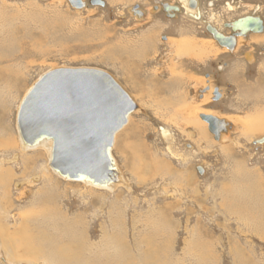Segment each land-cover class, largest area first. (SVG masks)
Here are the masks:
<instances>
[{"label":"rangeland","instance_id":"374dc122","mask_svg":"<svg viewBox=\"0 0 264 264\" xmlns=\"http://www.w3.org/2000/svg\"><path fill=\"white\" fill-rule=\"evenodd\" d=\"M80 1L86 7L79 10L68 0H0V45H7L0 72L18 86L10 95L0 80V225L19 246L12 250L1 231L0 264H264V144L255 143L264 138L256 127L264 106L259 114L244 106L228 116L235 112L226 99L203 93L209 74L223 97L236 95L220 72L230 57L206 26L222 31L247 14L264 22V0H198V21L186 18L178 0H102L103 8ZM155 1L180 12L170 19L154 14ZM134 4L145 18L132 16ZM249 39L256 62L246 78L258 86L264 33ZM60 68L105 71L136 104L111 149L126 187L63 181L41 151L16 145L22 95ZM255 96L262 105L264 96ZM202 114L230 119L232 128L215 140ZM21 233L36 249L51 246L27 253Z\"/></svg>","mask_w":264,"mask_h":264},{"label":"water","instance_id":"95a60500","mask_svg":"<svg viewBox=\"0 0 264 264\" xmlns=\"http://www.w3.org/2000/svg\"><path fill=\"white\" fill-rule=\"evenodd\" d=\"M75 9H83L80 0H68ZM93 4V3H92ZM163 11L180 12L177 6L161 4ZM189 8L197 0H188ZM238 36L263 31L259 17H244L227 25ZM217 45L232 51L233 40L206 27ZM220 95L217 89L213 100ZM137 109L130 95L107 72L94 68H60L41 75L29 88L16 113L18 135L25 145L51 140L49 167L59 176L92 185L109 186L118 181L110 157L115 134ZM210 134L217 140L231 124L212 115H200ZM264 144V138L258 140ZM199 175L201 170L197 169Z\"/></svg>","mask_w":264,"mask_h":264},{"label":"bare ground","instance_id":"6f19581e","mask_svg":"<svg viewBox=\"0 0 264 264\" xmlns=\"http://www.w3.org/2000/svg\"><path fill=\"white\" fill-rule=\"evenodd\" d=\"M179 2L181 3V5H182V7L184 8V11H185V16H186V18H189L191 21H198V20H200V18H201V13H200V8H199V4H198V0H197V7L196 8H194V9H192V8H189L188 7V0H179ZM106 7V6H105ZM227 7L229 8V9H231L232 8V6H230L229 4L227 5ZM15 9V8H14ZM2 10V9H1ZM45 11V10H44ZM22 13V12H21ZM31 15V14H30ZM2 17H3V15H2ZM202 20V19H201ZM30 21V20H29ZM39 22V21H38ZM8 30V29H7ZM4 39V38H3ZM6 39H7V37H6ZM258 39V38H257ZM256 39V40H257ZM260 39V38H259ZM178 42H180V41H178ZM215 42V41H214ZM243 42V41H242ZM240 43V42H239ZM191 46V45H190ZM210 46V45H209ZM213 46V45H212ZM18 47V46H17ZM192 47V46H191ZM206 47L207 46H203V48H204V51H206V52H208L207 51V49H206ZM214 48H213V50L214 51H219V49L218 48H216L215 46H213ZM237 47H238V45H237ZM7 45L6 46H4V44H2V45H0V51H1V54H2V56H4L5 57V55H7L6 54V51H7ZM124 48V47H123ZM210 48H212V47H210ZM184 49V48H183ZM202 49V48H201ZM177 54H180L179 53V51H180V48H178V46H177ZM186 51V50H185ZM203 51V52H204ZM212 51V50H211ZM211 51H209V53L211 52ZM25 54V53H24ZM141 54H142V51H141ZM27 55V54H26ZM98 55V54H97ZM1 56V57H2ZM111 56V55H110ZM106 57V56H105ZM15 59V58H14ZM102 59V58H101ZM100 59V60H101ZM127 59V58H126ZM12 60V59H11ZM96 60V59H95ZM9 61V60H8ZM125 62H126V60H125ZM123 63V62H122ZM3 68L1 67V69L0 70H2ZM125 70V69H124ZM16 71V70H15ZM127 71V70H126ZM1 73H3L6 77H7V74H9L8 72H7V70L6 69H4L2 72H0V80H5V82L4 83H2L3 85H5V86H7V91H9L10 92V95L12 94V92H14L13 90L15 89V91H16V89L18 88V86H17V83H13V84H10L8 81H6V80H8V78H5L3 75H1ZM41 76V75H40ZM3 77V78H2ZM2 80V81H3ZM259 80V79H258ZM205 84H206V82H205ZM257 84H259V83H257ZM259 87H261V85H258V90L260 89ZM30 88V87H29ZM29 88L24 92V94L22 95V98L20 99V101H19V105H20V103H21V101L23 100V98L25 97V95L27 94V92H28V90H29ZM201 88V87H200ZM264 88V87H263ZM212 89L210 88V90H208V93L207 94H209V96H210V98H211V94H212V91H211ZM254 91V90H253ZM206 94V95H207ZM9 95V94H8ZM258 95H261V96H264V95H262L260 92H258ZM138 96V95H137ZM8 98V97H7ZM262 99H263V97H262ZM254 103H253V109H255V111H257V109L256 108H258V107H262V106H264V99L262 100V105H260V104H258V106L256 105V101H259V102H261L256 96H255V98H254ZM175 102V101H174ZM145 104V103H144ZM182 104V103H181ZM248 104V103H247ZM6 105V104H5ZM19 107V106H18ZM17 110H18V108H17ZM258 112V114L260 113V111H257ZM264 112V111H263ZM255 113V112H254ZM261 114V113H260ZM258 115L257 116V118L258 119H256V127H258L257 128V130H262V128H264V114L262 115ZM206 115H209V114H206ZM213 116V115H212ZM250 117V116H249ZM252 117V116H251ZM129 118H130V116L128 117V119H127V122H128V120H129ZM218 118V117H217ZM218 119H220V118H218ZM221 120H224L226 123H229V124H231V122L233 123V121H229L228 119H221ZM252 122V121H251ZM254 122H255V120H254ZM127 124V123H126ZM206 124V123H205ZM197 125V124H196ZM232 125V124H231ZM254 125V123L253 124H251V126H253ZM125 126V125H124ZM123 126V127H124ZM255 127V128H256ZM205 128V127H204ZM261 128V129H260ZM248 129H249V127H248ZM121 130V129H120ZM203 130V129H202ZM247 130V129H246ZM235 131V130H234ZM262 131H264V130H262ZM167 132V131H166ZM203 132V131H202ZM118 133V132H117ZM116 133V134H117ZM165 133V132H164ZM191 133V132H190ZM205 133V132H204ZM116 134H115V136H116ZM206 134V133H205ZM247 134V133H246ZM18 135V134H17ZM164 135H166V134H164ZM165 137V136H164ZM166 138V137H165ZM17 139H18V144H16L17 146H19L18 148H20V151H26V150H30V151H35V150H38V151H41V153L43 154V156L47 159V163L49 164V160H50V157H51V150H52V142H51V140H46V139H44V140H42V141H40V142H38V143H36V144H34L33 146H30V145H25L23 142H22V140L20 139V137L18 136L17 137ZM204 139V138H203ZM114 141H115V137H114ZM114 141H113V144H114ZM235 141V140H234ZM8 142H1V144L2 145H6ZM15 144V143H14ZM3 146V147H4ZM8 147H9V145H8ZM110 157L112 158V160L114 161V164H115V167H116V171H117V173H118V181H117V183H115V184H111V185H109V186H97V185H92L91 183H89L88 181H85V180H82V181H78V182H80V183H83L84 185H87V187L89 186V187H92V188H95V189H102V190H113V189H115L117 186H118V184L120 183V184H124L125 185V183H124V181L122 180V178H121V175H120V171H119V168H118V165H117V163H116V161L114 160V158H113V156H112V154H111V150H110ZM28 161V160H27ZM32 161V160H31ZM141 162V161H140ZM31 164V163H30ZM50 168V167H49ZM51 171H52V173H53V175L54 176H56V177H59V178H61L63 181L65 180H68V179H66V178H64V177H61V176H59L56 172H54L52 169H51ZM51 173V174H52ZM4 175V174H3ZM44 176H45V174H44ZM3 177V176H2ZM44 180V179H43ZM45 180H47V179H45ZM70 181H72V180H70ZM124 185H123V187H124ZM46 187V186H45ZM125 187H126V185H125ZM129 188V187H128ZM49 189V188H48ZM37 194V193H36ZM39 194V193H38ZM39 199V198H38ZM8 204H10V203H8ZM47 205V204H46ZM29 214V213H28ZM48 215V214H47ZM50 215V214H49ZM1 216V215H0ZM47 217V216H46ZM48 217H50V216H48ZM50 218H52V217H50ZM30 219V218H29ZM45 219V218H44ZM47 219V218H46ZM28 221V220H27ZM23 224V223H22ZM3 224H1L0 225V232L1 231H5V236H7L8 238H9V241H7L6 239V241L8 242L7 244L8 245H10L11 247H12V250H15V252H16V250H18L19 249V246L17 245V244H14V242H13V233H11V231H10V233H9V230L8 231H6L5 230V228H4V226H2ZM3 231V232H4ZM25 232V231H24ZM21 235L23 236L24 234L23 233H21ZM1 236V235H0ZM24 237V239L26 240V243L24 244V246H23V248L25 249L24 251L25 252H27V253H37L38 252V250H43L44 249V251L47 249H49L50 248V246L51 245H48V247L49 248H47V245H45L44 243H42V249L40 248V246H39V249H36L33 245V240H32V237H26V235L25 236H23ZM53 241V240H52ZM51 241V242H52ZM63 241V240H62ZM49 242H50V240H49ZM107 243V242H106ZM33 244V245H32ZM39 244V243H38ZM8 245H7V248H8ZM41 245V244H40ZM109 245V244H108ZM148 245H150V244H148ZM10 247V248H11ZM43 247H45V248H43ZM58 247V246H57ZM114 247V246H113ZM6 248V247H5ZM53 248H55V247H53ZM60 249V248H59ZM119 249V248H118ZM123 249V248H122ZM58 251V250H57ZM61 251V250H60ZM65 251V250H64ZM126 251V250H125ZM54 252H55V250H54ZM67 252H69L68 250H67ZM66 252V253H67ZM118 252H120V251H118ZM123 252V253H122ZM121 252V254H124V250ZM61 254H62V251L60 252ZM59 253V254H60ZM79 253V252H78ZM48 254V253H47ZM51 254V253H50ZM118 254V253H117ZM55 256L57 255V254H54ZM80 255V254H79ZM18 256V255H17ZM45 256V255H44ZM62 256V255H61ZM119 256V255H118ZM48 257V256H47ZM53 257V256H52ZM127 256H125V255H123L122 256V259L124 260L125 258H126ZM29 258V257H28ZM77 259V258H76ZM78 259H81V258H78ZM77 259V260H78ZM50 260V259H49ZM69 260V259H68ZM76 260V261H77ZM62 262V261H61ZM73 262V261H72ZM75 262V261H74ZM89 262V261H88ZM127 262V261H126ZM129 262V261H128ZM66 263H67V260H66ZM90 263V262H89ZM63 264V263H62ZM73 264V263H72Z\"/></svg>","mask_w":264,"mask_h":264},{"label":"crops","instance_id":"0c3cea01","mask_svg":"<svg viewBox=\"0 0 264 264\" xmlns=\"http://www.w3.org/2000/svg\"><path fill=\"white\" fill-rule=\"evenodd\" d=\"M264 23V22H263ZM264 33L259 34H252L249 35V37L246 39L247 43H253L252 41H249V38H256L257 36H261ZM248 40V41H247ZM249 57H246L245 59H242L240 54H234L230 56V61L226 62V65L221 67L220 72L221 75L223 76V82L224 85H229L231 86L232 90L236 93V95L231 96L230 98H226L227 96L223 97L222 93L220 92L221 89L218 88V91L220 93V98L226 99L225 104H228L227 108H233L234 114L230 113L227 114L228 116L230 115H235L239 114V111L244 107H248L253 109V102L255 101V95L257 92H260L262 95H264V84L261 85L260 89L258 90V86H255L253 81L251 79L246 78V70L247 68L255 64L256 62V56L253 51L249 53ZM262 61H264V57L262 58ZM264 64V63H263ZM261 66V65H260ZM262 70H264V65H262ZM206 77V76H204ZM212 81V79H209ZM254 90V91H253ZM255 92V93H254ZM222 100V99H221ZM258 102L256 101V105L258 106ZM248 103V104H247ZM259 108V107H258ZM256 108V109H258ZM232 112V111H231ZM223 116V115H222ZM220 116L221 118H223ZM242 117V116H241ZM232 128V125H231Z\"/></svg>","mask_w":264,"mask_h":264},{"label":"flooded vegetation","instance_id":"af4514ba","mask_svg":"<svg viewBox=\"0 0 264 264\" xmlns=\"http://www.w3.org/2000/svg\"><path fill=\"white\" fill-rule=\"evenodd\" d=\"M179 1V0H178ZM88 5H90V6H97V7H101V8H103V7H105V3H104V1H102V0H89L88 2ZM93 3V4H92ZM180 3V2H179ZM161 4H168V5H170V6H177V7H179L180 8V6L179 5H172L171 3H167V2H162V1H160V2H154V4L151 6V9L153 10V12H154V14H158L159 12H161L164 16H166V17H168L169 19L170 18H174L178 13H175V12H173V11H170V12H168V13H166V12H164L163 11V8L161 7ZM181 4V3H180ZM182 6V5H181ZM86 7V4L84 3V8ZM83 8V9H84ZM183 8V7H182ZM184 9V8H183ZM229 9V8H228ZM229 10H233V7L231 8V9H229ZM129 11H130V13H132L133 15L132 16H134V17H139V18H145L146 17V15H145V13H144V11L140 8V6L138 5V4H134L133 6H131L130 8H129ZM259 17L260 19H261V17L259 16V15H256V14H247V15H242V16H239V17H236L235 19H233V20H231V21H228V22H225L224 24H223V27L225 28L224 30H219L217 27H214V26H210V25H207V26H210L212 29H214V30H216L218 33H220L221 35H223L225 38H227L228 40H233L234 42H233V48H232V51H229L228 49H226V48H224V47H221V46H219V45H217V43L215 42V44L220 48V49H223L224 51V53L227 55V56H232V55H234V54H240V56H241V58L242 59H245L248 55H250L249 53L251 52V51H253L255 48L252 46V47H249V45L250 44H252V43H247L246 42V39L249 37V35H252L253 33H251V32H248V33H246V35L245 36H243V37H241V36H238V33L239 32H232L231 31V29L230 28H228L227 27V25L228 24H230L231 22H233V21H235V20H237V19H240V18H244V17ZM262 21V20H261ZM206 26V27H207ZM262 26H263V31H264V23H263V21H262ZM262 31V32H263ZM207 32V31H206ZM208 33V32H207ZM182 34H184V33H182ZM188 34H190V33H188ZM209 34V33H208ZM210 35V34H209ZM210 37L212 38V36L210 35ZM167 39H169V38H165V40H167ZM244 40L241 44H239V40ZM237 45H238V47H237ZM257 46V45H256ZM247 47H249L250 49L249 50H245V48H247ZM256 49H258V48H256ZM259 51L261 52V54H264V48H260L259 49ZM223 53V54H224ZM255 54V53H254ZM256 55V54H255ZM221 65L224 67L225 65H226V62H222L221 63ZM206 77H205V81H208V83L209 84H206V87L203 89L204 90V92L203 93H205V94H207L208 93V87L209 88H211V89H213V91H212V93L214 92V90L215 89H217V91H218V88H214V87H211L210 85H212V84H210V75L208 74V75H205ZM203 93L201 94V96L203 95ZM218 94L220 95V93H219V91H218ZM211 98H213V95L211 94ZM220 98V97H219ZM219 100V99H218ZM214 101V100H213Z\"/></svg>","mask_w":264,"mask_h":264}]
</instances>
